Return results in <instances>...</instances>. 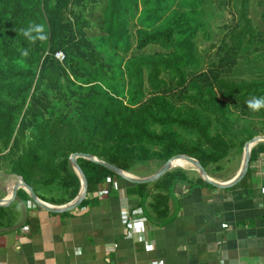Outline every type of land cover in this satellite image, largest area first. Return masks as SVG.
Instances as JSON below:
<instances>
[{
  "label": "trees",
  "instance_id": "trees-1",
  "mask_svg": "<svg viewBox=\"0 0 264 264\" xmlns=\"http://www.w3.org/2000/svg\"><path fill=\"white\" fill-rule=\"evenodd\" d=\"M29 25L45 38L26 39ZM253 98H264V0H0V170L44 201L78 193L73 153L133 174L176 154L210 176L239 164L244 143L264 134ZM261 154L264 142L241 182ZM77 163L87 179L79 205L121 178ZM191 172L175 167L136 184L156 221L169 220L176 183L213 187Z\"/></svg>",
  "mask_w": 264,
  "mask_h": 264
},
{
  "label": "crops",
  "instance_id": "crops-1",
  "mask_svg": "<svg viewBox=\"0 0 264 264\" xmlns=\"http://www.w3.org/2000/svg\"><path fill=\"white\" fill-rule=\"evenodd\" d=\"M14 179L0 170V264H264V154L228 188L176 183L164 223L123 178L62 212L24 200L21 187L10 199ZM135 219L140 232L127 227Z\"/></svg>",
  "mask_w": 264,
  "mask_h": 264
},
{
  "label": "water",
  "instance_id": "water-1",
  "mask_svg": "<svg viewBox=\"0 0 264 264\" xmlns=\"http://www.w3.org/2000/svg\"><path fill=\"white\" fill-rule=\"evenodd\" d=\"M263 141L264 142V135L262 134H258L255 135L253 137H251L250 139H248L244 145H243V149H242V158H241V162H240V166L238 168V170L236 171V173L234 174V176L226 181H220L217 180L213 177H211L210 175H208V173L206 172V170L204 169V167L202 166V164L199 162L198 159L186 155V154H176L171 156L169 159H167L155 172L146 175V176H136L130 172L124 171L122 169H120L119 167L106 162L102 159H99L98 157L89 154V153H73L70 156V164L71 167L73 168L74 172L77 174L79 180H80V188L78 193L76 194V196L71 199L70 201H68L67 203H64L62 205H52V204H48L45 201L41 200L36 193L31 189V187L24 181L23 177L21 175H16V174H12L14 179V185L11 189V198L13 199L16 190L21 187L23 188L27 194L29 195V197L31 198V200L33 202H35L37 205L43 207L44 209L51 211V212H62V211H68L71 210L75 207H77L81 201L85 198L86 192H87V179L85 174L83 173L81 167L79 166V164L77 163V158L81 157V158H85L91 161H94L96 163H99L100 165L104 166L105 168L109 169L110 171L114 172L115 174H117L119 177L132 182V183H148V182H152L154 180H156L157 178H159L161 175H163L166 171L177 167L175 165H173V161L175 159H183L185 160L187 163H189L192 166V169L195 170L198 175L208 184L217 187V188H228L231 187L237 183H239L243 177L245 176L247 169L249 167V160H250V152L251 149L254 145H256L258 142ZM178 167H182V166H178ZM182 168H186V167H182ZM9 199V201H10ZM8 202L7 199H0V205L2 204H6Z\"/></svg>",
  "mask_w": 264,
  "mask_h": 264
},
{
  "label": "rangeland",
  "instance_id": "rangeland-1",
  "mask_svg": "<svg viewBox=\"0 0 264 264\" xmlns=\"http://www.w3.org/2000/svg\"><path fill=\"white\" fill-rule=\"evenodd\" d=\"M261 121L262 120H256V123L259 124L258 125L259 132H263L264 133V126L261 124ZM262 135H264V134H262ZM224 165L225 164H222V166H224ZM237 165H238V161H236V159H235V160H233L231 162V164L229 166L226 167V169L224 171L221 170L222 172H214V171L211 172L212 175H213V178H215L217 180H220V181H226L227 179L231 178V176H230L232 174L231 172L235 169V167ZM156 168H157V164L155 162H151L148 165H141V166L138 167V169L140 171H142L143 173L156 171ZM185 169L192 170L191 175H195L196 174L198 176V173L197 172H193L192 166H188ZM211 173H209V174H211Z\"/></svg>",
  "mask_w": 264,
  "mask_h": 264
},
{
  "label": "clouds",
  "instance_id": "clouds-1",
  "mask_svg": "<svg viewBox=\"0 0 264 264\" xmlns=\"http://www.w3.org/2000/svg\"><path fill=\"white\" fill-rule=\"evenodd\" d=\"M41 31L42 26L29 25L27 28L22 29V35L28 40L44 39V36H33V32L40 33ZM261 106H264V98H253V100L249 101V107L251 108L255 109Z\"/></svg>",
  "mask_w": 264,
  "mask_h": 264
},
{
  "label": "built area",
  "instance_id": "built-area-1",
  "mask_svg": "<svg viewBox=\"0 0 264 264\" xmlns=\"http://www.w3.org/2000/svg\"><path fill=\"white\" fill-rule=\"evenodd\" d=\"M55 56L56 58L58 59H63L64 55L61 51H58L55 53ZM138 213L141 212V210L137 211ZM136 214V212H134ZM133 214V215H135ZM132 215V216H133ZM139 219H135V220H132V221H128L127 222V227H129L130 229H133L134 231H137V232H140L142 230V227L141 226H134V224L138 221Z\"/></svg>",
  "mask_w": 264,
  "mask_h": 264
},
{
  "label": "bare ground",
  "instance_id": "bare-ground-1",
  "mask_svg": "<svg viewBox=\"0 0 264 264\" xmlns=\"http://www.w3.org/2000/svg\"><path fill=\"white\" fill-rule=\"evenodd\" d=\"M173 165L175 166H182V167H188L191 166L189 163H187L185 160L183 159H175L173 161Z\"/></svg>",
  "mask_w": 264,
  "mask_h": 264
}]
</instances>
